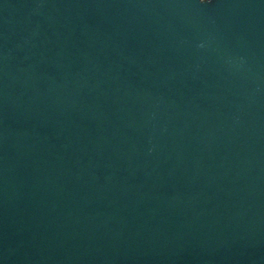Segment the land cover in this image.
<instances>
[{"label":"water","instance_id":"obj_1","mask_svg":"<svg viewBox=\"0 0 264 264\" xmlns=\"http://www.w3.org/2000/svg\"><path fill=\"white\" fill-rule=\"evenodd\" d=\"M0 264H264V0H0Z\"/></svg>","mask_w":264,"mask_h":264},{"label":"clouds","instance_id":"obj_2","mask_svg":"<svg viewBox=\"0 0 264 264\" xmlns=\"http://www.w3.org/2000/svg\"><path fill=\"white\" fill-rule=\"evenodd\" d=\"M204 2H206V0H201V3H204Z\"/></svg>","mask_w":264,"mask_h":264}]
</instances>
